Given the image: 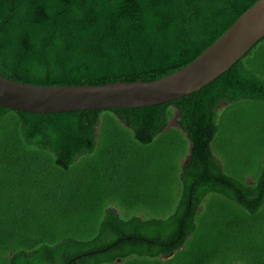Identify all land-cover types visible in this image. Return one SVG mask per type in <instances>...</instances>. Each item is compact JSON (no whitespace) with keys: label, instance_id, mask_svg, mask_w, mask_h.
<instances>
[{"label":"trees","instance_id":"16d2710c","mask_svg":"<svg viewBox=\"0 0 264 264\" xmlns=\"http://www.w3.org/2000/svg\"><path fill=\"white\" fill-rule=\"evenodd\" d=\"M257 1L0 0V75L156 81ZM0 264H264V38L169 103L0 106Z\"/></svg>","mask_w":264,"mask_h":264},{"label":"water","instance_id":"95a60500","mask_svg":"<svg viewBox=\"0 0 264 264\" xmlns=\"http://www.w3.org/2000/svg\"><path fill=\"white\" fill-rule=\"evenodd\" d=\"M263 38L264 0H259L197 59L169 76L103 86H40L0 75V106L24 113L60 114L169 103L213 82Z\"/></svg>","mask_w":264,"mask_h":264},{"label":"rangeland","instance_id":"374dc122","mask_svg":"<svg viewBox=\"0 0 264 264\" xmlns=\"http://www.w3.org/2000/svg\"><path fill=\"white\" fill-rule=\"evenodd\" d=\"M170 124L171 125H175V119L174 118L171 120V123Z\"/></svg>","mask_w":264,"mask_h":264}]
</instances>
